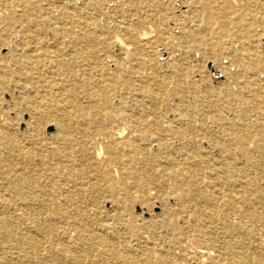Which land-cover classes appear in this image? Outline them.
Here are the masks:
<instances>
[{
  "label": "rangeland",
  "instance_id": "374dc122",
  "mask_svg": "<svg viewBox=\"0 0 264 264\" xmlns=\"http://www.w3.org/2000/svg\"><path fill=\"white\" fill-rule=\"evenodd\" d=\"M9 1L0 0V128H11L17 141L10 150L0 141V217L13 210L19 212L27 204L30 208L27 217L39 216L44 220L52 208L65 219L54 222L56 237L38 235L32 248L20 246L10 237L5 240L10 243V249L5 251L0 241V264H24L17 258V252L27 255L26 264H60L62 241L76 240L80 229L90 234L88 243L92 246L87 264H125L124 255L144 258V249L148 247L157 254L169 253L171 261L165 264H194L197 250H208L209 257L203 259L210 261L220 251L226 252L231 244L220 228L222 220L216 212L210 213L211 203L225 202L236 194V189L253 213L264 216V136L258 139L254 135L264 133V0H144L140 3L151 5L154 12V20L144 24L150 29L149 35L154 37L156 30L161 29L177 46L175 50L162 42L154 45L155 69L169 83L156 86L155 92H164L168 100L138 104L121 91L124 103L115 101L113 105L122 116L110 127H125L123 137L130 135L128 110L146 116L156 112L162 124H174V115L185 110L199 127L184 134H166L167 149L151 142L146 153L140 155L122 147L124 157L130 159L136 173L127 180H118L119 173L113 164V180H103L91 173L81 174L72 157L58 160L52 154L49 147L54 146L55 124L61 119V108L71 110V105H75L55 88L59 77L65 76L63 72H44L42 87L33 83L34 80L32 88L22 86L26 85L24 32L28 30L24 29L22 18H11ZM122 2L99 0L92 9L93 17L108 37L125 39L120 30L123 21L143 28L134 21L138 14L127 10ZM202 18L209 20L210 27L197 34V44L187 38L177 39L172 22L180 24L186 33L195 29L194 23ZM171 64H179L173 76L166 72ZM149 86L145 80L139 87ZM230 91L236 96L228 97ZM84 107L90 111L93 105L84 104ZM154 107H157L155 111ZM29 117L30 125L26 129ZM235 123L254 126L244 149L234 141H227L232 137L237 142L247 140L241 128L234 130ZM178 127L175 125L177 130ZM148 130L152 132L155 126ZM22 148L32 151L25 155ZM58 148L61 155L69 152L65 145ZM100 156H105L103 148ZM166 157L172 159L171 166L163 163ZM189 162L196 163L193 170ZM179 168L188 172V183L166 176L170 170ZM150 176L156 180H140ZM230 180L240 184L234 188ZM191 184L201 187L203 197L195 196ZM181 190L187 191L185 198L180 196ZM9 199L14 201V209L10 211L2 206ZM192 215L194 220L189 219ZM243 224L250 235L237 247L245 264H260L253 259L254 253L264 248L263 218L244 220ZM101 235L107 237L102 254L98 253L96 240ZM6 254L10 259L4 263ZM225 258L231 261L230 255L226 254ZM144 262L157 264L152 259Z\"/></svg>",
  "mask_w": 264,
  "mask_h": 264
},
{
  "label": "bare ground",
  "instance_id": "6f19581e",
  "mask_svg": "<svg viewBox=\"0 0 264 264\" xmlns=\"http://www.w3.org/2000/svg\"><path fill=\"white\" fill-rule=\"evenodd\" d=\"M97 1L99 0H10L9 6L11 18H22L24 29L28 30L24 32L27 57L24 61L23 71L27 86H22L25 89L32 88L35 86L33 83H35L37 86L42 87L44 86V72H54L55 74L63 72L65 76L63 78L59 77L55 88L62 92L61 94L65 95L64 97L68 98L69 103L75 105H71V110L68 107L65 108V106L61 108L62 111L60 110L61 119L57 120L58 123L55 124L57 136L53 142L54 146L49 147L52 154L58 160L72 157L73 161L78 164L77 166H80L78 171L81 174L91 173L93 176L102 177L103 180H113V164L119 173L118 180H127L132 176H136V173L130 164V159L124 157L122 147L131 148L140 155H143V152L146 153L147 146L151 142H156L160 147L167 149L169 143L167 138L164 137L166 134L174 133V135H177L180 132L184 134L196 130L199 124L196 123L192 114L186 113L185 110H181L180 113L174 115V124H162L160 114L155 115L156 112L152 113L151 116H146L135 115L131 112L132 110H128L130 112L127 117L131 123L130 135L123 137L125 127H110L114 121H118L122 116L113 105L115 101L119 104L124 103L121 91H125L128 97H131L138 104L141 102L162 103L168 100L164 92H155L159 86H168L169 83L164 80L163 75L157 74L158 71L155 69L157 64L153 58V51L157 42H162L175 50L177 46H175L171 37L167 36L166 33L164 34L161 29V32L156 30V36L151 37L149 35L150 29L146 28L144 24L154 20V12L151 5L143 6L140 4L144 0H123L122 2L127 10L135 11L138 14L134 21L139 26L142 25L143 28L140 30L137 26L128 24V21H123L120 30L125 35V39L119 36L108 37L101 30L100 23L93 17L92 9ZM123 17L121 16V19ZM172 24L176 27L177 39L187 38L192 44H197V34L201 33L202 29L210 27L209 20L204 18L197 20L194 23L196 28L190 29L186 33L176 21ZM162 28L165 29L163 26ZM13 61L15 59L11 62ZM178 65H168L166 72L171 73L172 76L175 75ZM108 67L112 70L110 71ZM145 68H152V70L145 72ZM32 80H34L33 83ZM145 80L149 81L150 86L141 89L139 87L140 83ZM156 86L157 88H155ZM227 96L233 98L236 94L230 91ZM84 104H92L93 107L89 111L85 109ZM155 108L157 107H154L153 111H155ZM30 119L29 117L26 121V129L29 128ZM175 125L179 126V130L175 128ZM152 126H155V130L149 132L148 128ZM253 127L251 124L235 123L233 125L234 130L237 131L241 128L247 134V140L240 139L237 142V138L232 137L227 141H234L238 147L244 149L245 145L251 140V135H253L251 129ZM261 128L263 127L261 126ZM10 129L0 128V141H3L4 146L9 150L14 147L17 141V136ZM217 133L219 134V132ZM254 135H257L259 139L264 136V133H254ZM196 141L197 139L195 143ZM58 145H65L69 152L61 155ZM102 148L105 150L104 158L100 156ZM256 148L259 149L260 145L258 144ZM22 151L27 155L32 150L22 148ZM164 160L163 163L166 166H171V158L166 157ZM189 163L193 170L196 163ZM187 173V171L179 168L170 170L166 176L182 183H188ZM140 180H156V177L150 176ZM229 183L234 188L240 184L237 180H230ZM207 185L210 186V184ZM190 186L194 187L191 189L195 190L196 197H203L199 185L191 184ZM127 187L130 188V186L124 188ZM235 191L236 194L230 195L225 202L216 200V202L211 203L210 209L211 214L216 212L219 219L222 220V227L220 228L223 229L222 231L227 235L226 237L230 239L231 244L228 245L226 252L220 251L217 257L210 261L203 259L204 256L209 257L210 252L208 250H197L194 264H245L242 252L237 247L238 244H244L243 240L250 235L249 229L244 226L243 221L252 220L253 218H263L264 221V216L253 213L244 203L242 193L237 192L236 189ZM187 194L186 190L180 192V196L183 198ZM13 204L14 201L9 199L2 206L8 207L10 211V209H14ZM29 210L30 208L26 204V208L20 209L19 212L13 210L0 217V241L3 243L5 251L10 249V243L5 241L10 237H13L20 246L28 245L29 248L37 244L38 235L41 237H56L54 222L65 219L63 214L54 211L52 208L48 210V216L44 220L39 216L27 217L29 214H26ZM194 213H198V209ZM23 219H26L27 223L22 221ZM189 219L194 220V215ZM10 227H12V230H10ZM89 235L86 230L80 229L76 240L64 239L61 243L62 246L59 247L62 253L60 264H87L92 246L88 243ZM106 238L101 235L96 239L98 253H105L106 248L103 247V244ZM120 248L125 249L126 247L121 246ZM120 248L118 254H120ZM144 252L146 256L144 258L137 259L130 255H124L122 261L125 264H142L150 259L156 261L157 264H165L171 261L169 253L157 254L150 247L145 248ZM226 254L230 255L231 261L226 260ZM254 256V261L264 264V248L259 253H254ZM17 258H21L24 264L28 261L24 252H17ZM3 259L4 263H7L10 257L6 254Z\"/></svg>",
  "mask_w": 264,
  "mask_h": 264
}]
</instances>
